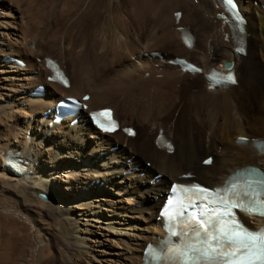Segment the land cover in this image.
I'll return each mask as SVG.
<instances>
[{
    "label": "bare ground",
    "instance_id": "1",
    "mask_svg": "<svg viewBox=\"0 0 264 264\" xmlns=\"http://www.w3.org/2000/svg\"><path fill=\"white\" fill-rule=\"evenodd\" d=\"M240 3L245 54L236 52L216 0H0L15 15L0 13V264H142L145 245L164 237L156 217L171 182L214 187L246 166L264 172V152L254 146L264 141V0ZM47 57L61 64L68 88L48 82ZM175 57L203 72H185L170 62ZM227 62L237 84L212 88L206 74L227 71ZM40 84L45 97L31 99ZM86 93L77 125L51 126L44 117L61 98ZM105 107L122 127H137L136 136L94 132L88 112ZM9 150L20 153L25 171L6 166Z\"/></svg>",
    "mask_w": 264,
    "mask_h": 264
},
{
    "label": "snow or ice",
    "instance_id": "2",
    "mask_svg": "<svg viewBox=\"0 0 264 264\" xmlns=\"http://www.w3.org/2000/svg\"><path fill=\"white\" fill-rule=\"evenodd\" d=\"M225 2L235 7L233 0H225ZM56 76L61 82L67 84V80L58 70ZM218 76L220 80L236 83L235 76L230 70L226 77L214 72L210 80L219 83ZM92 118L94 123L104 131L112 132L118 128V123L112 118L111 110L93 113ZM128 131L129 134H134L131 130ZM165 146L171 150L170 144L165 142ZM251 184L252 181L249 180V187ZM221 203L225 205L224 214L231 216L229 209L236 207L237 203L243 204V201L222 197ZM256 203H259V215L264 216V200L257 202L250 199L244 210L255 212L256 208L253 205ZM199 227L203 229L205 236L203 239H198L197 244L189 245L187 250L180 253L182 264H264V229L249 230L236 221L230 224L221 221L215 232L210 231L205 223H201ZM200 235L199 231L195 233L197 238Z\"/></svg>",
    "mask_w": 264,
    "mask_h": 264
},
{
    "label": "rangeland",
    "instance_id": "3",
    "mask_svg": "<svg viewBox=\"0 0 264 264\" xmlns=\"http://www.w3.org/2000/svg\"><path fill=\"white\" fill-rule=\"evenodd\" d=\"M9 7H12L13 5H14V3L13 2H9ZM32 5H34L33 6V8H32V11L33 12H35L36 13V11L38 10V4L37 3H35V1H34V3H32ZM24 8V6H22V10L24 11V9L26 8V6H25V8ZM5 9L3 8V7H1L0 6V13L1 14H3L4 16L5 15H7V13H8V11H4ZM5 13V14H4ZM10 14V15H9ZM9 18L8 19H14V17H15V15H14V13H11V12H9L8 13V15H7ZM13 17V18H12ZM21 18V20H23V22L25 23V22H27L28 21V18H27V16L25 15V14H21V15H19V19ZM86 27V26H85ZM259 51V50H258ZM88 55H90V53H88ZM54 57V56H53ZM257 63H259V65H263V63H261L262 61H261V54H259V58L257 57ZM264 66V65H263ZM111 75V72H109V73H106V77H109ZM178 88H179V86H178ZM178 109H181V108H178ZM178 116H179V113H177V114H175V118L177 119L178 118ZM29 119L30 120H27V122H33V121H31V117H29ZM209 125L210 124H207V127L209 128ZM214 126H216V124L214 125ZM137 130H138V128L137 127H135ZM8 130H11V128L10 127H8L7 128ZM209 136L210 134H209V132H207V134H206V136ZM117 151V150H116ZM115 151V152H116ZM113 152V151H112ZM209 156H213L214 158H215V155L214 154H211V155H209ZM216 156H218V154H216ZM146 166V165H145ZM147 166L149 167L150 166V162H148L147 163ZM130 174H132V173H128V175L130 176ZM142 176H144V175H142ZM180 180V179H179ZM194 181H198V180H194ZM201 183H203V184H205V185H207V186H209L207 183H205V182H203V181H200ZM141 193H144V194H146L145 192H141ZM34 195H35V193H34ZM40 197H42L41 195H40ZM141 197H143V198H145L146 197V195H144V196H141ZM128 199H129V201L131 200V196H128L127 197ZM44 199V198H43ZM133 205V207H138L137 205H135L134 203L132 204ZM139 210V209H138ZM126 229H128V228H124V231L126 230ZM56 236V238H57V240L59 239V237L57 236V235H55Z\"/></svg>",
    "mask_w": 264,
    "mask_h": 264
}]
</instances>
